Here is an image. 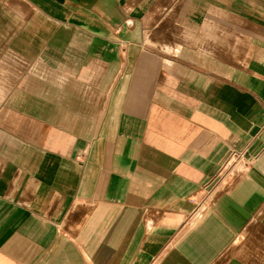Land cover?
I'll return each instance as SVG.
<instances>
[{"label": "crops", "instance_id": "1", "mask_svg": "<svg viewBox=\"0 0 264 264\" xmlns=\"http://www.w3.org/2000/svg\"><path fill=\"white\" fill-rule=\"evenodd\" d=\"M179 1L0 0V264H264V0Z\"/></svg>", "mask_w": 264, "mask_h": 264}, {"label": "rangeland", "instance_id": "2", "mask_svg": "<svg viewBox=\"0 0 264 264\" xmlns=\"http://www.w3.org/2000/svg\"><path fill=\"white\" fill-rule=\"evenodd\" d=\"M183 3H184V0H180L178 2V5L176 6L175 12L171 14L173 16L175 22H176V24H175L176 28L174 30L171 29L170 32H172L171 35H173L174 37H178L181 40L187 42V41H189V39L186 36L185 25H184V22H183L184 19H185V16H184V13H183V11H184L183 10L184 9L183 8Z\"/></svg>", "mask_w": 264, "mask_h": 264}, {"label": "built area", "instance_id": "3", "mask_svg": "<svg viewBox=\"0 0 264 264\" xmlns=\"http://www.w3.org/2000/svg\"><path fill=\"white\" fill-rule=\"evenodd\" d=\"M236 153H233L232 155H231V159H235L236 158Z\"/></svg>", "mask_w": 264, "mask_h": 264}]
</instances>
